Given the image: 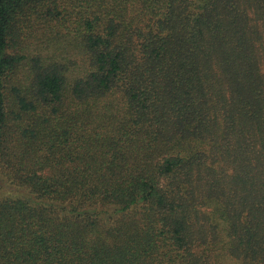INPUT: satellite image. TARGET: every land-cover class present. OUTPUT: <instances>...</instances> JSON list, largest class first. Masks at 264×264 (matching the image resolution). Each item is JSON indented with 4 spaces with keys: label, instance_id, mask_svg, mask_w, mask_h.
Listing matches in <instances>:
<instances>
[{
    "label": "trees",
    "instance_id": "16d2710c",
    "mask_svg": "<svg viewBox=\"0 0 264 264\" xmlns=\"http://www.w3.org/2000/svg\"><path fill=\"white\" fill-rule=\"evenodd\" d=\"M225 257L264 264V0H0V264Z\"/></svg>",
    "mask_w": 264,
    "mask_h": 264
},
{
    "label": "rangeland",
    "instance_id": "374dc122",
    "mask_svg": "<svg viewBox=\"0 0 264 264\" xmlns=\"http://www.w3.org/2000/svg\"><path fill=\"white\" fill-rule=\"evenodd\" d=\"M254 22V21H253ZM34 32L28 38L27 43L30 45V57H40L43 63H53V57L56 62L59 60L68 65L69 82H73L76 78L83 77L90 70L88 58L85 56L84 48L79 40L74 38L53 40V20L43 18L42 20L33 21ZM28 67L25 66L22 72L28 76ZM102 105L113 103L116 105H124L122 96L118 93H110L100 100ZM219 264H236V260L231 257H225L220 260Z\"/></svg>",
    "mask_w": 264,
    "mask_h": 264
}]
</instances>
